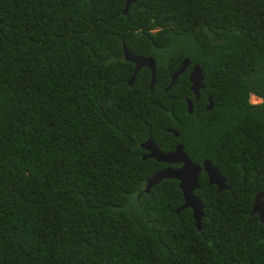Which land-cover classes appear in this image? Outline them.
<instances>
[{"label":"trees","instance_id":"obj_1","mask_svg":"<svg viewBox=\"0 0 264 264\" xmlns=\"http://www.w3.org/2000/svg\"><path fill=\"white\" fill-rule=\"evenodd\" d=\"M124 3L0 0V264H264V0ZM183 59L197 101L190 66L166 90ZM148 138L229 187L200 172V231L176 181L143 192Z\"/></svg>","mask_w":264,"mask_h":264},{"label":"water","instance_id":"obj_2","mask_svg":"<svg viewBox=\"0 0 264 264\" xmlns=\"http://www.w3.org/2000/svg\"><path fill=\"white\" fill-rule=\"evenodd\" d=\"M134 0H125L124 9L122 14L125 15L130 4ZM122 59L125 62H128L133 65V71L128 84L131 85L132 80L135 74L141 69L146 68L150 72V82H149V91L154 84V73H155V62L152 58H144L139 56H134L122 48ZM189 65L188 59H184L178 70L171 75V82L167 89H169L173 84L178 75L182 74L184 69ZM202 74L199 66L195 65L192 67L190 74L188 75V82L190 83V92L194 96L196 101L198 98V92L202 89L201 85ZM187 107V114L192 113L191 102L185 100ZM211 109V104H208L207 108ZM172 133L173 137L176 138L177 134ZM140 148L147 152L145 158L153 159L157 163L165 164L166 167L155 172L151 177L145 180L144 193H148L150 187L155 186L158 182L164 179L174 180L178 182V189L181 192L183 199V205L176 211H182L185 208L191 210L192 219L194 221V226L197 231H200V220L203 216L202 205L200 201L193 195V191L198 189L197 181L200 172H203L207 177V185L215 186L216 193L222 190H228L229 187L225 185V181L222 176L217 172V169L211 165L208 160H204L201 165H196L191 162L189 157L183 150L182 144H177L172 151L168 153H161L150 139H147L143 144L140 145ZM170 165H178L176 168L170 167ZM251 215L257 214L258 221L264 225V210L261 205L260 196L257 194L251 206Z\"/></svg>","mask_w":264,"mask_h":264},{"label":"clouds","instance_id":"obj_3","mask_svg":"<svg viewBox=\"0 0 264 264\" xmlns=\"http://www.w3.org/2000/svg\"><path fill=\"white\" fill-rule=\"evenodd\" d=\"M129 6H130V5H129ZM128 8H129V7H128ZM127 10H128V9H127ZM183 60H184V59H183ZM183 60H182V61H183ZM182 61H181V62H182ZM180 64H181V63H180ZM180 64H179V66H180ZM189 66H190V62H189ZM189 66H188V67H189ZM193 66H195V65H193ZM178 68H179V67H178ZM186 68H187V67H186ZM186 68L184 69V71L186 70ZM141 69H142V68H141ZM145 69H146V68H145ZM177 70H178V69H177ZM177 70H176V71H177ZM148 71H149V70H148ZM176 71H175V72H176ZM184 71H183V72H184ZM175 72H174V73H175ZM201 74H202V73H201ZM135 75H136V74H135ZM154 75H155V73H154ZM172 75H173V74H172ZM180 75H181V74H180ZM178 76H179V75H178ZM178 76H177V77H178ZM133 79H134V78H133ZM176 79H177V78H176ZM176 79H175V80H176ZM170 81H171V79H170ZM132 82H133V80H132ZM201 82H202V81H201ZM174 83H175V81H174ZM188 83H189V82H188ZM127 84H128V82H127ZM154 84H155V81H154ZM154 84H153V85H154ZM128 85H129V84H128ZM131 85H132V83H131ZM131 85H129V86H131ZM173 85H174V84H173ZM173 85H172V86H173ZM189 85H190V83H189ZM168 86H169V85H168ZM189 87H190V86H189ZM148 88H149V86H148ZM167 88H168V87H167ZM167 88H166V90H168ZM166 90H165V91H166ZM191 94H192V93H191ZM193 97H194V96H193ZM197 99H198V98H197ZM250 99H252V100H254V101H256V102H251ZM187 100H188V99H187ZM189 101H190V100H189ZM194 101H195V100H194ZM196 101H197V100H196ZM190 102H191V101H190ZM248 102H249V104H251V105H257V104H260L262 101H261V99H259V98H256V97H254V96H250ZM185 104H186V103H185ZM191 108H192V102H191ZM186 111H187V107H186ZM191 114H192V113H191ZM188 115H190V114H188ZM169 131H172V130H167L166 132L170 133ZM172 132H173V131H172ZM174 133H175V132H174ZM170 134H172V133H170ZM176 134H177V133H176ZM172 136H173V135H172ZM177 136H178V135H177ZM173 138H174V137H173ZM176 138H177V137H176ZM148 139H149V138H148ZM146 140H147V139H146ZM150 141L153 142L151 139H150ZM143 143H144V142H143ZM143 143H142V144H143ZM153 143H154V142H153ZM154 144H155V143H154ZM178 144H180V143H178ZM140 145H141V144H140ZM175 145H177V144H175ZM155 146H156V145H155ZM182 146H183V145H182ZM174 147H175V146H174ZM156 148L158 149L157 146H156ZM140 149H141V148H140ZM141 150H143V149H141ZM158 150H159V149H158ZM172 150H173V149H172ZM172 150H171V151H172ZM183 150H184V149H183ZM143 151H145V150H143ZM159 151H160V150H159ZM145 152H146V151H145ZM160 152H161V153H164V152H162V151H160ZM169 152H170V151H169ZM166 153H168V152H166ZM186 155H187V154H186ZM145 156H147V152H146L145 155H143V156L141 157V160L149 159V158H145ZM152 160H153V159H152ZM203 161H204V160H203ZM203 161H202V162H203ZM164 165H165V164H164ZM171 166H172V165H170V167H171ZM165 167H166V165H165ZM165 167H164V168H165ZM177 167H178V165H177ZM172 168H173V167H172ZM175 168H176V167H175ZM162 169H163V168H162ZM176 182H177V181H176ZM177 185H178V182H177ZM197 185H198V181H197ZM225 185H226V184H225ZM211 186H213V185H211ZM226 186H227V185H226ZM214 187H215V186H214ZM198 188H199V187H198ZM215 188H216V187H215ZM197 190H198V189H197ZM179 191H180V190H179ZM194 191H196V190H194ZM194 191H193V195H194ZM222 191H223V190H222ZM220 192H221V191H220ZM180 193H181V192H180ZM218 193H219V192H218ZM257 194L260 196V201H261V198H262V196H263V193L260 192V191H257V192L255 193V195L253 196V199H254V197H255ZM194 196H195V195H194ZM195 197H196V196H195ZM196 198H197V197H196ZM197 199H198V198H197ZM198 200H199V199H198ZM182 201H183V199H182ZM199 201H200V200H199ZM200 203H201V202H200ZM252 203H253V200H252ZM252 203H251V206H252ZM182 205H183V204H182ZM201 205H202V204H201ZM261 205H262V202H261ZM262 208H263V205H262ZM202 210H203V209H202ZM263 210H264V208H263ZM250 212H251V207H250ZM249 215H251V214L249 213ZM253 215H256V216H257V214H253ZM251 216H252V215H251ZM257 220H258V217H257ZM258 222H259V221H258ZM259 223H260V222H259ZM260 224H261V223H260ZM262 225H263V224H262ZM263 226H264V225H263Z\"/></svg>","mask_w":264,"mask_h":264},{"label":"flooded vegetation","instance_id":"obj_4","mask_svg":"<svg viewBox=\"0 0 264 264\" xmlns=\"http://www.w3.org/2000/svg\"><path fill=\"white\" fill-rule=\"evenodd\" d=\"M189 66V65H188ZM187 66V67H188ZM192 67L193 66H190V70H189V72H188V75L190 74V72H191V69H192ZM187 69V68H186ZM172 75V74H171ZM171 75L169 76V78L171 77ZM188 75H187V80H188ZM171 82V81H170ZM170 84V83H169ZM201 85H202V82H201ZM190 88V87H189ZM200 90H202V89H200ZM200 90H199V92H200ZM199 92H198V97H199ZM193 96V95H192ZM185 100H187V99H184V103H185ZM193 101H194V97H193ZM208 104H210V99L209 98H207V106H208ZM185 106H186V104H185ZM207 106H206V108H207ZM205 108V110H207ZM209 110V109H208ZM165 131H167V130H165ZM145 155V154H144ZM177 167V166H176ZM173 168H175V167H173Z\"/></svg>","mask_w":264,"mask_h":264},{"label":"rangeland","instance_id":"obj_5","mask_svg":"<svg viewBox=\"0 0 264 264\" xmlns=\"http://www.w3.org/2000/svg\"><path fill=\"white\" fill-rule=\"evenodd\" d=\"M250 101H251V102H256V101H254V100H252V99H250Z\"/></svg>","mask_w":264,"mask_h":264}]
</instances>
